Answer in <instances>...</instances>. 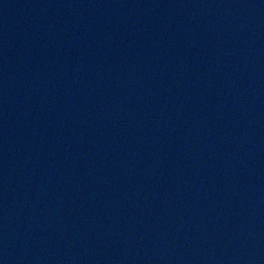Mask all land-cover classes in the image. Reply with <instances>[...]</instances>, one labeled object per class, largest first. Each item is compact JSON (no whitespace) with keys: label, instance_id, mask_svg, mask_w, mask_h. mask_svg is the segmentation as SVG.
<instances>
[{"label":"water","instance_id":"1","mask_svg":"<svg viewBox=\"0 0 264 264\" xmlns=\"http://www.w3.org/2000/svg\"><path fill=\"white\" fill-rule=\"evenodd\" d=\"M0 264H264V0H0Z\"/></svg>","mask_w":264,"mask_h":264}]
</instances>
